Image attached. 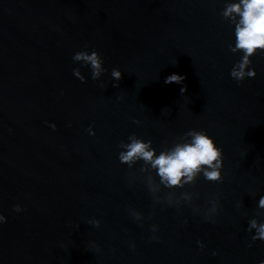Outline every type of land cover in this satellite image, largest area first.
Listing matches in <instances>:
<instances>
[{
	"label": "water",
	"instance_id": "95a60500",
	"mask_svg": "<svg viewBox=\"0 0 264 264\" xmlns=\"http://www.w3.org/2000/svg\"><path fill=\"white\" fill-rule=\"evenodd\" d=\"M224 3L0 0V214L7 217L0 264L264 260V241L252 242L246 231L248 219H264L256 208L264 193V55L252 57L254 78L230 77L239 55L228 50L233 35L219 15ZM85 45L103 56L108 72L99 80L72 60ZM113 67L122 72L117 88ZM172 73L185 79L166 84ZM194 128L207 130L223 150L222 181L200 177L189 188L200 192L201 205L206 195H219L215 223L189 206L153 208L142 177L129 178L117 159V145L132 133L159 147ZM14 204L25 210L15 212ZM129 207L144 214L142 224ZM154 223L159 239L150 240Z\"/></svg>",
	"mask_w": 264,
	"mask_h": 264
},
{
	"label": "clouds",
	"instance_id": "9594fccd",
	"mask_svg": "<svg viewBox=\"0 0 264 264\" xmlns=\"http://www.w3.org/2000/svg\"><path fill=\"white\" fill-rule=\"evenodd\" d=\"M219 15L228 21L232 29L233 40L228 44V50L238 54L239 59L230 70V77L237 83L245 78H254L256 70L252 67V57L264 55V0H225ZM72 60L78 62L81 67L90 69V77L96 81L107 73L103 56L95 48L89 49L87 45L82 50L76 51ZM73 76L81 83L85 82V76L80 68L72 69ZM112 86L119 87L122 72L118 67H113L110 72ZM185 77L172 73L165 78V83L181 84ZM104 88L103 81L99 85ZM186 87H181L183 94ZM120 97L118 96L117 99ZM134 124L140 121L133 119ZM48 127L56 130L55 123H48ZM89 136H94L95 131L90 124L86 129ZM117 148L119 163L126 165L129 170V178L141 176L148 192L152 196L153 208L157 204L167 207H175L179 210L182 206L191 207L193 214H200L206 222L215 223V216L220 210V198L218 194L205 196V204L196 203L200 199V192L189 190L196 180L202 177L208 182L219 183L223 179V150L214 138L205 129H189L177 136L171 143L165 141L161 146L154 147L150 139H144L135 133L128 135L126 141H121ZM137 165L138 168L136 167ZM137 173L139 175H137ZM179 192V198L173 199L168 195ZM239 206V203L238 205ZM13 210L17 213L25 209L20 204H14ZM257 215L264 216V193L258 195L256 200ZM129 215L142 224L144 214L134 207L128 208ZM150 212L147 219H151ZM7 217L0 214V225L6 223ZM93 227H99L100 221L92 219L88 221ZM187 223V220H185ZM159 225H150L152 235L150 240L159 239L156 235ZM246 231L251 234V241H264V219L258 220L256 216L247 221ZM198 247L203 249L205 245L197 240ZM251 246V245H249ZM97 250H99L98 246ZM135 249V243L130 245ZM212 255H216L214 251ZM259 264H264L260 260Z\"/></svg>",
	"mask_w": 264,
	"mask_h": 264
}]
</instances>
